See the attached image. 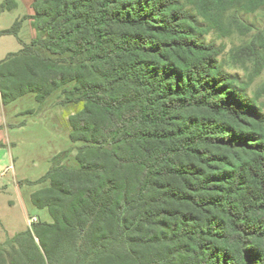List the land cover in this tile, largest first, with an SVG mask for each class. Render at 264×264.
Segmentation results:
<instances>
[{
    "label": "trees",
    "instance_id": "obj_1",
    "mask_svg": "<svg viewBox=\"0 0 264 264\" xmlns=\"http://www.w3.org/2000/svg\"><path fill=\"white\" fill-rule=\"evenodd\" d=\"M32 7L0 29L22 44L0 60L3 102L33 93L42 107L61 90L58 103L80 105L81 144L76 165L62 151L37 181L50 182L32 199L53 222L0 239V264H264V112L238 73L247 60L264 69V27L229 59L192 24L196 13L204 33L246 34L242 12L264 0Z\"/></svg>",
    "mask_w": 264,
    "mask_h": 264
},
{
    "label": "crops",
    "instance_id": "obj_2",
    "mask_svg": "<svg viewBox=\"0 0 264 264\" xmlns=\"http://www.w3.org/2000/svg\"><path fill=\"white\" fill-rule=\"evenodd\" d=\"M30 11L27 14H33ZM59 93H56L58 92ZM40 107L35 94H26L5 104L0 90V239L29 228V218L53 222L48 208H39L33 193L50 185L37 182L51 167L52 159L77 148L71 139V104H54L60 91ZM55 94V95H54ZM30 96V97H29ZM33 96V97H31ZM34 98L25 102V98ZM35 109L34 113H27ZM77 153V151H76ZM18 219V223L17 220ZM20 227V228H12Z\"/></svg>",
    "mask_w": 264,
    "mask_h": 264
},
{
    "label": "rangeland",
    "instance_id": "obj_3",
    "mask_svg": "<svg viewBox=\"0 0 264 264\" xmlns=\"http://www.w3.org/2000/svg\"><path fill=\"white\" fill-rule=\"evenodd\" d=\"M5 0H0V5ZM33 0H17L18 6L11 10H5L0 14V29H6L13 25V23L19 19L23 18L25 15H29L30 11L33 10L32 7ZM34 11V10H33ZM194 22L192 23L195 25V32L207 42L214 41L218 46H223L224 52L222 53L221 57H226L230 59V53L233 49L238 48L239 46L243 45L245 42H248L251 38V35L260 28L264 27V7L260 8L255 12H242L243 19L253 25V31L248 32L246 34H240L238 31H233L229 35L221 36L215 30H211L207 33L203 32V28H205V22L196 14L194 13ZM205 30V29H204ZM20 38L24 41H31L36 35L37 30L33 27L31 19H25L22 24V28L20 30ZM22 44L20 42L19 37L14 34H6L0 35V60L6 57L9 52H14L20 50ZM243 65L244 68H241ZM240 68V69H239ZM238 73L241 77V81H243L249 93L258 99V105L262 108L264 112V89L261 87L264 83V69L260 73H256L254 70V65L251 61L244 62L239 65ZM56 93H59L56 92ZM34 95V94H30ZM55 95V94H54ZM61 95V91L59 96ZM30 97V96H29ZM25 98V102H29L33 100L32 98ZM33 97V96H31ZM59 97L54 99L53 103L57 104ZM71 105H66L67 108L78 110L80 105L74 103H67ZM76 146L80 145L81 142H76ZM76 151L77 148L74 150H70L69 155L65 158V163L69 165H76ZM17 223L18 219L16 218ZM19 224V223H18ZM12 228H20V227H12ZM4 241V239H3Z\"/></svg>",
    "mask_w": 264,
    "mask_h": 264
},
{
    "label": "built area",
    "instance_id": "obj_4",
    "mask_svg": "<svg viewBox=\"0 0 264 264\" xmlns=\"http://www.w3.org/2000/svg\"><path fill=\"white\" fill-rule=\"evenodd\" d=\"M38 218L36 216L30 217L28 222H29V226L31 227L33 223L37 222Z\"/></svg>",
    "mask_w": 264,
    "mask_h": 264
}]
</instances>
